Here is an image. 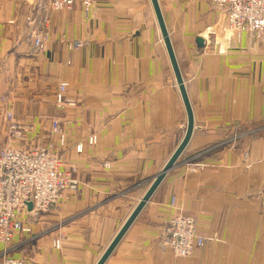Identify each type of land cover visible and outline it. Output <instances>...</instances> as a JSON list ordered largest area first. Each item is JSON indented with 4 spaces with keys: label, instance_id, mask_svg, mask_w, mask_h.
I'll list each match as a JSON object with an SVG mask.
<instances>
[{
    "label": "crops",
    "instance_id": "0c3cea01",
    "mask_svg": "<svg viewBox=\"0 0 264 264\" xmlns=\"http://www.w3.org/2000/svg\"><path fill=\"white\" fill-rule=\"evenodd\" d=\"M157 2L193 133L104 264H264V136L254 131L264 122V46L237 38L209 0ZM47 18L50 39L34 53L26 37L41 27L40 7L0 0V134L10 111L42 147L58 120L61 170L75 185L53 211L26 215L30 232L0 243V256L97 264L181 143L187 116L150 0H97L88 17L75 4ZM60 83L75 106L55 108ZM175 215L194 218L206 240L187 259L159 245Z\"/></svg>",
    "mask_w": 264,
    "mask_h": 264
},
{
    "label": "built area",
    "instance_id": "2783aa9c",
    "mask_svg": "<svg viewBox=\"0 0 264 264\" xmlns=\"http://www.w3.org/2000/svg\"><path fill=\"white\" fill-rule=\"evenodd\" d=\"M43 12L42 24L39 29L31 28L27 41H33V49L41 51L49 40L48 15L50 12L70 10L79 4L85 17L90 15L97 0H33ZM211 7L226 16L227 28L239 38L245 33L249 40L264 45V0H209ZM253 12L255 17L246 16ZM33 22V21H32ZM79 43L73 47L78 48ZM68 85L60 83L55 94V102L62 106L67 100L65 94ZM7 122L6 138L27 144L26 133L33 130L14 119L11 112L5 114ZM264 132V125L254 130ZM58 146L64 144V133L58 120L51 121L49 140L45 146L34 145L30 148L17 149L13 146L0 144V243L8 246L16 234L29 233L30 228L24 219L28 215L36 218L40 214L53 211L61 201L65 190L73 188L75 183L61 170V156L55 149L53 140ZM96 138H91L93 145ZM77 150H82L81 146ZM108 166V165H106ZM31 210H27V204ZM175 199L172 200V206ZM195 219L186 216H174L165 225L160 244L178 259L193 256L205 245V238L200 234ZM55 248L60 244L54 241ZM12 249L4 252L2 264H27L17 259H6Z\"/></svg>",
    "mask_w": 264,
    "mask_h": 264
},
{
    "label": "water",
    "instance_id": "95a60500",
    "mask_svg": "<svg viewBox=\"0 0 264 264\" xmlns=\"http://www.w3.org/2000/svg\"><path fill=\"white\" fill-rule=\"evenodd\" d=\"M150 2H151V6L153 9L158 27H159V31H160V34L162 37L163 44H164L166 52H167V56H168L170 65H171V68H172V71H173V74L175 77V81H176V84L178 86V90H179V93H180V96H181V99H182V102H183V105L185 108V112H186V116H187L186 131H185V135H184L181 143L179 144V146L176 148V150L174 151L172 156L169 158V160L167 161V163L163 167L162 171L154 177V179L152 180V182H151L149 188L147 189L146 193L144 194L142 199L139 201V203L137 204V206L135 207V209L133 210L131 215L128 217L126 222L123 224V226L121 227V229L119 230L117 235L114 237L112 242L109 244V246L107 247V249L105 250V252L101 256V258L98 260L97 264H104L106 262L108 257L111 255V253L114 251L116 246L119 244L121 239L126 234L127 230L130 228V226L136 220V218L141 213V211L143 210L145 205L150 201L153 194L156 192L158 187L161 185V183L163 182L167 173L174 168L176 162L178 161V159L180 158V156L184 152L185 148L187 147V145L191 139L192 133H193V114H192L191 106L189 104V100H188V97H187V94L185 91V87L183 84L181 73H180L174 52H173V48H172V45H171V42L169 39V35L167 33V29L165 27V23H164V20H163V17H162L160 8H159V4H158L157 0H150ZM197 44L202 46L203 45L202 40L198 39ZM27 209L31 210V204L30 203L27 204Z\"/></svg>",
    "mask_w": 264,
    "mask_h": 264
},
{
    "label": "rangeland",
    "instance_id": "374dc122",
    "mask_svg": "<svg viewBox=\"0 0 264 264\" xmlns=\"http://www.w3.org/2000/svg\"><path fill=\"white\" fill-rule=\"evenodd\" d=\"M32 2H33V0H32ZM29 32V31H28ZM27 32V33H28ZM234 35H236L235 33H233ZM242 36H244L245 38H248L247 36H246V34L245 33H243V34H241ZM241 35H240V37H241ZM49 36H50V34H49ZM236 37H237V35H236ZM238 38V37H237ZM49 39H50V37H49ZM26 40H27V37H26ZM49 41V40H48ZM48 42H46L45 43V45L47 44ZM256 44H258V43H256ZM45 45H44V47H45ZM262 46H264V45H262ZM44 47H43V49H44ZM69 48H71V49H74L75 47H73V45H69ZM43 49L41 50V51H37V52H35L34 51V53H40V52H42L43 51ZM66 84V83H65ZM57 92V91H56ZM56 94V93H55ZM66 98V97H65ZM55 108L57 109V110H65L66 109V107H73V106H75V103L73 102V101H66L65 103H63V105L62 106H58L57 104H56V102H55ZM6 110H11V106H5L4 107V111H6ZM8 112H10V111H8ZM5 114H6V112L4 113V118H5ZM54 120H56V119H54ZM264 125V122H261V123H258V124H255V130L256 129H258L259 127H262ZM60 127H61V129H62V131H63V128H62V126H61V124H60ZM6 133H7V128H6V132H5V134L1 137V134H0V144L1 145H6V146H8V145H10V146H13V147H15V148H17V149H21V148H30V147H33L35 144H30L29 143V139H30V135H29V133H26L27 135H26V140H27V142H28V144H25V145H23L22 146V143L21 142H18V141H9V140H7V138H6ZM63 133H64V131H63ZM263 136H264V132H262L261 133ZM29 135V136H28ZM91 138H96L95 136H92ZM91 138H89V140H88V144L90 143L89 141L91 140ZM1 139H3V142L4 143H1ZM97 140V139H96ZM96 140H95V142H94V144H96ZM54 142H53V144H55V149H56V147L59 145L58 144V141H57V139L56 140H53ZM64 144H65V136H64ZM64 144H63V146H64ZM93 144V145H94ZM19 145H20V147H19ZM63 146H61V147H57V150H58V152H59V154H61L60 153V149L63 147ZM61 165H62V161H61ZM106 165H108V164H104V168H108L109 166H106ZM74 183H75V181L74 180H72ZM172 200H173V198H171V202H170V205H172ZM41 215V214H40ZM175 216H184V215H175ZM174 217V216H173ZM186 217H188V216H186ZM172 218V217H171ZM171 218H169L168 219V221H167V223L171 220ZM194 219V218H193ZM166 223V224H167ZM59 241V240H58ZM159 245L161 246V244H160V241H159ZM53 247H54V249L55 250H59L60 249V244L55 248V246H54V244H53ZM162 247V246H161ZM168 250V249H167ZM8 251V250H7ZM169 251V250H168ZM12 257H10V256H8L6 259H11ZM13 259V258H12ZM17 260H20V261H24V262H26L27 264H29V262L28 261H25V260H23V259H17ZM3 263V256L1 255L0 256V264H2Z\"/></svg>",
    "mask_w": 264,
    "mask_h": 264
},
{
    "label": "bare ground",
    "instance_id": "6f19581e",
    "mask_svg": "<svg viewBox=\"0 0 264 264\" xmlns=\"http://www.w3.org/2000/svg\"><path fill=\"white\" fill-rule=\"evenodd\" d=\"M244 15H246V16H251V17H255L254 16V14H253V12L251 13V14H247V13H245L244 12ZM228 25V24H227ZM33 42H32V44H31V47H32V50H33V52L35 51L34 49H33ZM35 52H37V51H35ZM7 113V112H6ZM74 187V186H73ZM69 189H72V188H69ZM68 190V189H67ZM66 191V190H65ZM189 218V217H188ZM195 221V223H196V225H197V222H196V220H194ZM197 228H198V226H197ZM198 230H199V228H198ZM4 253V252H3ZM187 258H190V257H187ZM187 258H184V259H187Z\"/></svg>",
    "mask_w": 264,
    "mask_h": 264
}]
</instances>
